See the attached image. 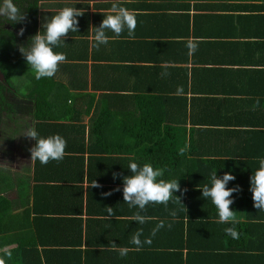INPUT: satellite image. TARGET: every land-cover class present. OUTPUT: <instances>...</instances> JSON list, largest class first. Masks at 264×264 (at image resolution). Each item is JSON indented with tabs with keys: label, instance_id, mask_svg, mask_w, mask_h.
Listing matches in <instances>:
<instances>
[{
	"label": "trees",
	"instance_id": "16d2710c",
	"mask_svg": "<svg viewBox=\"0 0 264 264\" xmlns=\"http://www.w3.org/2000/svg\"><path fill=\"white\" fill-rule=\"evenodd\" d=\"M57 1L30 2L24 15L25 21L32 26L33 36L38 32L39 17L45 20L60 11L62 7ZM101 1H105L104 4H98L96 8L107 10L112 7V0ZM129 1L135 0H120L121 4ZM170 1H181L180 8L184 9L187 3L194 2L195 9L201 11L211 12L218 10L220 6L227 11L241 10L246 14L241 17L244 19L255 17L251 12L259 10L264 12V0ZM211 2H218L219 6L208 4ZM229 2L233 5L227 6ZM253 2L260 4L254 7ZM235 3L238 5H234ZM73 6L83 10L88 4L76 2L65 7ZM175 8L179 6L176 5ZM44 9L51 11L46 14ZM220 17L208 15L205 19L212 25L219 21ZM103 18L102 15L101 19ZM80 19L85 21L80 30L87 32L90 14L84 12ZM97 19L98 16L94 15L93 20ZM3 44L2 46H5V43ZM5 47L7 51L12 49L11 46ZM16 59L17 61L11 65L13 69L21 64H27L21 54H18ZM0 68L6 71L7 64H1ZM7 78L10 81L9 75ZM52 79H44L48 84L44 85L45 91L41 89L42 79L39 81L33 76V91L29 96H18L20 103H16L17 105L8 106L3 96L0 97V103L6 105L5 108L0 105V119L2 113L7 112L6 108L14 112L16 118L9 116L14 123L25 116L29 117L30 114V119L34 121V127L41 137L60 135L67 141L66 155L62 160L50 161L46 165L34 162L32 174L22 177L16 185L15 183L9 185L6 180L0 179V258L4 259L5 264H90L92 253L95 252L93 248L104 244L96 242L98 238L103 240L104 234L113 231V227L121 225V222L131 223L134 229L139 228V224L132 221L138 210L129 207L123 201L122 180L130 175L127 169L130 161L141 165L151 163L154 167L160 168L163 171L162 179H180V191L174 194L179 197L180 203L171 200L167 206L150 205L152 210L148 214L142 213L147 217L146 220H150L145 222L144 226L154 222L156 227L163 231L167 228V219L179 221L173 225L174 237L179 240L180 247H189L190 250L194 247V252L200 250L204 254V264L219 258H226L227 263L249 264V256L246 254L264 251V211L253 207L249 191L251 172L259 167V159L264 158V133L263 135L259 132L243 133L242 140L245 142L248 139V143L241 145L238 151L233 148L229 153H225L220 145L218 153L216 147L214 149L210 147L202 154L201 149L194 146L193 141L188 138L187 124L192 127L203 124H197L193 117L189 119L185 111L186 106L179 105L180 108H171L168 111L154 110L155 108L150 110L147 106L137 107L133 115H123L119 112L118 115L109 116L102 113L91 119L92 127L86 135L81 126L70 127L59 123L65 118L72 123H79L80 117L74 118L68 113H65L67 117L64 114L60 115L57 108L47 101L55 86ZM138 103L149 104V101ZM113 124H129L133 128L128 142L123 143L122 137L118 143L108 140L109 131H117L106 128ZM71 128L76 130L71 132ZM137 128H143L146 132L136 130ZM120 134L123 136L121 132ZM139 134L143 138H137ZM189 134L192 135L193 132ZM214 134L226 138L228 131ZM112 156L119 157L112 160L110 159ZM237 156L242 159L236 160ZM205 157L209 159L202 162L205 159L201 158ZM226 157H230V161L226 162L224 159ZM106 163H110L109 167L115 168V181H109L108 186H104L106 181L100 180V172L108 171ZM215 170L218 178L225 172L235 176V180L229 183V188L239 186V191L232 197L234 203L230 206L236 212V219L233 218L231 223L235 224L240 233L239 239L236 240L225 234L226 227L231 226V223H220L212 201L202 198L200 189L211 186L210 177ZM92 171L96 174L93 175ZM94 182L97 187H93ZM111 189H115L114 195L108 197L105 193L100 201L95 199L98 198L95 192L104 194V191ZM94 201L99 202L95 205ZM113 202L119 209H112L115 212L108 218L107 207H111ZM123 215L129 220L116 218ZM94 227L97 229H93ZM201 229L203 230L197 233ZM121 231L120 226L117 228L116 236L119 242L125 237L121 235ZM235 257L241 258L242 261L235 260ZM260 258L261 255H254L256 261Z\"/></svg>",
	"mask_w": 264,
	"mask_h": 264
},
{
	"label": "crops",
	"instance_id": "0c3cea01",
	"mask_svg": "<svg viewBox=\"0 0 264 264\" xmlns=\"http://www.w3.org/2000/svg\"><path fill=\"white\" fill-rule=\"evenodd\" d=\"M57 2L62 4V8L76 2L88 4L83 11L89 13L91 17L87 32L80 30L85 21L78 17V32L70 33L64 40L65 44L56 49L66 55L67 61L59 66L53 77L55 86L47 101L57 108L60 115L68 113L74 118L80 117L79 123H72L65 118L59 122L60 124L70 127L81 126L88 135L92 127L91 119L102 113L109 116L118 115L119 112L123 115H133L137 107L147 106L150 110L155 108L154 110L168 111L179 105H185L189 119L193 117L197 124H203L194 127L187 124L188 138L193 141L194 146L201 149L202 154H205L210 147L212 149L216 147L218 153L217 149L220 145L225 153H229L233 148L238 151L241 145L248 143V139L243 142V133L259 132L263 135V11L251 12L255 17L244 19L241 17L246 14L241 10L227 11L222 6L210 12L195 9L194 2L187 3L184 9L180 8L181 1H129L122 3L121 6L133 11L136 16L137 26L134 36L129 38L125 32L120 38L111 40L108 45L97 49L91 46L90 28L98 27L103 20L101 16L106 10L95 6L103 5L105 1L58 0ZM208 4L219 6L218 2ZM259 4H254V7ZM176 5L179 8H175ZM228 5L233 3L229 2ZM44 10L46 14L51 11V9ZM94 15L98 16L96 21L93 20ZM208 15L221 17L211 25L205 19ZM44 22L45 20L39 17L38 31L41 30ZM108 34L112 35V33ZM190 40H194L198 45L195 52H191L187 47ZM28 84L29 91L23 96H29L34 89L32 78L29 79ZM45 84L48 86L42 79V90L46 89ZM178 88L183 89L180 95L176 94ZM16 96L18 97L17 93ZM139 101H149V104L138 103ZM70 111L72 114H69ZM235 123L237 124L234 125ZM106 128L117 130L108 133V140L113 143H118L121 137L123 143L128 142L133 129L129 124H113ZM75 130V128L70 129L71 132ZM136 130L145 131L143 128ZM10 131L21 136L27 129L15 124ZM219 131H228V136L220 138L214 134ZM190 132L193 134H189ZM137 138L143 136L139 134ZM30 139L27 145L31 148L34 146V140ZM85 139L87 141V136ZM22 143L24 144V141ZM28 155L29 162H26L25 166L20 160L21 156L11 158L5 167L0 166V179L6 180L9 185L14 183L16 185L22 177L32 174L34 162H31L30 151ZM118 157L112 156L110 159L115 160ZM201 159H205L202 162H206L209 158ZM224 159L228 162L231 158ZM235 159L242 158L237 156ZM9 164L14 168H6ZM109 165L110 163H106L107 172H100V180L107 182L104 186H108L109 181H115V168ZM92 174L96 172L92 171ZM114 191L115 189L106 190L104 194L97 191L94 194H97L95 196L98 198L95 199L100 201L105 193L110 197L115 194ZM99 201H94V204ZM111 208L119 209L114 202ZM151 210L148 207L144 214H148ZM116 218L129 220L124 215ZM148 221L150 220H146ZM166 222L168 225L163 231L157 228L154 222L145 226L139 225L136 229L134 226L131 227V223L121 222V225L113 227V231L105 233L103 240L95 239L96 242H104V244L93 248L95 252L92 253L90 264H204V254L200 250L194 252V247L192 250L189 247L182 248L179 240L174 237L173 225L179 221L167 219ZM120 226L121 235H125L121 238L122 242L116 239L117 228ZM202 230H198L197 233ZM137 231L142 233L140 236L142 242L151 241V243H143L139 250L132 244L133 236ZM95 236L97 237V234ZM112 243L117 244L118 247L113 248ZM119 247L130 249L127 256L119 255ZM191 251L193 254H190ZM255 252L257 254H246L249 256V264H264V251ZM258 254L261 258L256 261L254 255ZM234 259L242 261L239 257ZM209 264L238 263H227L226 258H219Z\"/></svg>",
	"mask_w": 264,
	"mask_h": 264
},
{
	"label": "clouds",
	"instance_id": "9594fccd",
	"mask_svg": "<svg viewBox=\"0 0 264 264\" xmlns=\"http://www.w3.org/2000/svg\"><path fill=\"white\" fill-rule=\"evenodd\" d=\"M83 14L84 11L75 6L62 8L56 15L46 18L41 30L29 38L26 46L19 48L36 80L53 78L59 66L67 61L66 55L56 49L65 44L64 40L70 33L78 32L79 21L77 18ZM103 17L98 27L90 28L93 48L98 49L101 46H106L111 40L120 38L125 32L129 38L134 36L137 26L136 16L133 11L121 6L120 0H112V7L106 10ZM24 19V10L20 7L19 0H0V26L6 23L19 24ZM108 33H112V35L110 36ZM20 34H23V29ZM187 47L191 52H195L198 45L194 40H190ZM182 93L183 89L178 88L176 94ZM27 137L35 141V145L30 150L31 162L38 161L41 165H46L50 161H60L66 155L67 141L60 135L41 137L38 130L32 127L28 131ZM258 163L259 167L251 172L249 178V191L252 195L253 207L264 211V158L259 159ZM127 169L130 175L125 176L122 180L123 201L129 207L138 210L132 217V221L136 224L143 225L146 222L147 217L142 213L150 205L167 206L171 200L180 203L179 197L174 195L180 191V179H162L163 171L151 163L141 165L130 161ZM210 179L211 186L200 189L202 198L212 201L220 223L230 224L236 213L230 207L234 203L232 197L239 191V186L229 188L228 185L235 180V176L230 172H225L218 178L215 170ZM97 186L94 182L93 187ZM107 209L108 218H111L113 208L107 207ZM172 215L174 216L175 213ZM225 234L234 240L239 239L240 236L234 223L226 227ZM141 235L142 233L137 231L132 239V244L136 246L137 250L143 246V243H151V241L142 242ZM111 246L118 247L115 243H112ZM129 250L127 247L118 248L121 257L127 256ZM0 264H5L4 259L0 258Z\"/></svg>",
	"mask_w": 264,
	"mask_h": 264
},
{
	"label": "flooded vegetation",
	"instance_id": "af4514ba",
	"mask_svg": "<svg viewBox=\"0 0 264 264\" xmlns=\"http://www.w3.org/2000/svg\"><path fill=\"white\" fill-rule=\"evenodd\" d=\"M31 1L32 0H19L20 7L24 11L27 10ZM68 1L71 2L75 0H68ZM22 29H23V34L21 35L20 32ZM31 32H32V26H30V23H27L25 19L23 22L19 24L12 25V24L6 23V24H3V26H0V67H1V64H7L6 71H3L0 68V97L3 96L4 102L8 106H12V104L17 105L16 103H20L18 101V97L15 96L16 91L11 86V83L8 81L7 76L10 74L11 69H13L11 65L17 61L16 58L18 57V54H21L19 51V48L21 46H26L29 38L33 36ZM3 43H5V46H11L12 49L10 51H7L6 47L2 46L4 45ZM18 96H21V95H18ZM0 105L2 104L0 103ZM2 107L5 108L6 105H2ZM6 110L7 112H3L2 117L0 119V139L3 138L5 139V142H6L9 140L10 135L12 136L13 139H16L15 137H13V136H16L15 132H11L10 129L12 127H15V124H19L27 129V131L24 134V138L28 141L30 138L27 137V134H28V131L32 127H34V124H35L34 121H32L30 117L25 116L23 118H25L27 121L26 126L24 125L23 122L20 121L23 118H21L16 123H14L9 118V116L11 118H16L14 112L12 111V109L9 110L10 112L8 111L7 108ZM2 132H6V133H2ZM17 139H19V136L17 137ZM25 139H23V141ZM24 147H20V148L25 149V152H26L25 155H28V152L31 150L32 147L31 148L30 147L24 148ZM14 150H17V148H15ZM12 158H13V153H12ZM8 159H11V158H8Z\"/></svg>",
	"mask_w": 264,
	"mask_h": 264
},
{
	"label": "rangeland",
	"instance_id": "374dc122",
	"mask_svg": "<svg viewBox=\"0 0 264 264\" xmlns=\"http://www.w3.org/2000/svg\"><path fill=\"white\" fill-rule=\"evenodd\" d=\"M33 75H34L33 71L31 70V68H28L27 64H21L18 68L11 69L10 74H9V78H10L9 82L11 83V86L14 88L16 93L23 96L29 91L28 81L30 78L33 77ZM20 121L23 122L25 126L27 125V121L25 118H23ZM2 133H6V132H2ZM23 134L24 133H22L21 136H19V134H17L16 136H13L16 139H13L12 136L10 135L9 140L6 142H5V139L3 138L0 139V142L4 141L0 143V166L5 167L8 161L11 160L8 158H12V153H13V158L20 157V156L22 157L20 160L24 162V166L29 162V155L27 157V155H25L26 153L25 149H22L19 147L20 145L21 147L25 146L24 148L28 147L27 142H26L27 140L23 138ZM18 136H19V139H17ZM23 139H25L24 144L22 143ZM15 148H17V150H14ZM6 168H14V166L9 164L6 166Z\"/></svg>",
	"mask_w": 264,
	"mask_h": 264
}]
</instances>
